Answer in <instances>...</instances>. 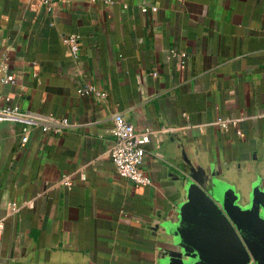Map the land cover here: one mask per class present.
<instances>
[{
  "label": "crops",
  "instance_id": "obj_1",
  "mask_svg": "<svg viewBox=\"0 0 264 264\" xmlns=\"http://www.w3.org/2000/svg\"><path fill=\"white\" fill-rule=\"evenodd\" d=\"M5 56L16 80L0 82V104L74 125L33 127L22 144V125L0 121V264H160L186 157L214 163L224 210L264 193V0H0ZM117 111L153 128L149 185L116 170Z\"/></svg>",
  "mask_w": 264,
  "mask_h": 264
},
{
  "label": "water",
  "instance_id": "obj_2",
  "mask_svg": "<svg viewBox=\"0 0 264 264\" xmlns=\"http://www.w3.org/2000/svg\"><path fill=\"white\" fill-rule=\"evenodd\" d=\"M186 160V195L158 224L168 241L160 264H264V193L256 191L248 205L224 210L215 201L214 163Z\"/></svg>",
  "mask_w": 264,
  "mask_h": 264
},
{
  "label": "built area",
  "instance_id": "obj_3",
  "mask_svg": "<svg viewBox=\"0 0 264 264\" xmlns=\"http://www.w3.org/2000/svg\"><path fill=\"white\" fill-rule=\"evenodd\" d=\"M39 1L45 6V8L52 10L55 3L59 0ZM81 37L82 34L80 32H70L63 35L64 43L69 47L74 56L79 55ZM181 54L185 55V52ZM15 80V73L10 69L8 57L5 56L0 60V82L8 83L14 82ZM88 89L96 90V87L94 85H90ZM83 90L84 89H80V92ZM0 121L18 122L22 125V144L29 141L30 132L33 127H40L45 131L62 132L65 128L74 125V123L66 116L25 109L19 104H0ZM218 123L224 127H227L229 124L228 120L224 118H219ZM238 131L241 133V130ZM111 133L114 137L112 158L117 172L137 183L144 185L151 184L153 182V178L143 167L144 156L146 153L145 144L150 141L153 133L151 125H147L143 129H136L134 124L126 117L125 113L117 111L114 113V124L111 127ZM82 176L85 177V174ZM60 183H64L71 187L74 180L72 177L68 176L62 178ZM32 201L33 200L31 199L29 203L32 204ZM9 206L11 213L15 212L18 208L15 201L9 202ZM4 226L5 217L0 215V236Z\"/></svg>",
  "mask_w": 264,
  "mask_h": 264
}]
</instances>
